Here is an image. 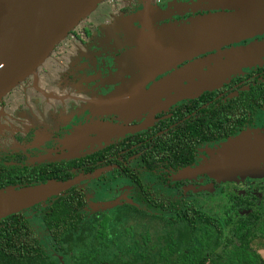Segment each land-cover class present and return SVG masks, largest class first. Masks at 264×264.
I'll return each mask as SVG.
<instances>
[{
	"label": "flooded vegetation",
	"instance_id": "obj_1",
	"mask_svg": "<svg viewBox=\"0 0 264 264\" xmlns=\"http://www.w3.org/2000/svg\"><path fill=\"white\" fill-rule=\"evenodd\" d=\"M197 2L198 0H124L125 5L119 9L120 12L113 23L108 21L105 27H99L93 22L82 21L56 47L51 65H47L41 71V76L48 77L51 70L59 73L63 69L77 68L78 72L89 67L100 69L103 67L100 62L106 52L100 46L103 39H114L118 46L124 43V50L130 52L123 55L122 66H120L119 72L114 75V77L117 74V76L124 77L125 81L120 87L121 90L118 93L114 92L111 100L97 97L85 98L90 100L88 103L99 114L98 120L101 123L95 127H85L86 129L75 131L84 132V135L79 136L80 145L76 147H81L89 142L106 140L119 134L124 136L122 140L119 139L87 153L86 151L72 152L69 150L72 148L69 143L71 134L64 141L67 148L58 151L52 149V151L55 150L52 160L40 159L41 156L34 153L36 148L31 146L32 139L37 137L39 142L44 141L46 148L52 147L50 142L57 131L54 129L51 131V139L47 142L42 132L38 133L33 130L25 132L23 122H17L18 120L13 118L14 115H17L24 120L25 96L27 97L28 90L32 94L33 86H35L29 81L28 85H25V89L24 87L14 89L0 103V115L2 113L6 115L4 123L0 126V162L14 156H18L17 158L22 156L26 159L10 163L34 167L39 164L49 165L58 161L66 162L79 157L83 158L96 152L104 153L107 148L127 140L130 144H127L120 154H114L112 158L108 157L109 159L105 157L103 161L101 159L94 163V167L97 169L95 168L96 171L90 175L93 178L81 180L79 184L75 185L77 189L81 188L86 195L87 191L82 184L91 180L86 187L89 190L95 188L94 192H97L96 199L92 198V195L89 197L86 195L87 207L85 211L91 215H99L102 212L117 214L126 211L125 207L128 204L136 205L150 213L159 214L158 210L170 213L175 212L173 209L178 203H181L178 208L184 210L188 204H193L194 208L215 214L221 221H225L231 216L232 218L238 217V214L240 216L250 215L257 208L264 207V179H254L237 174L230 181L219 182L206 172H192L193 169L204 165L207 159L210 160L212 151L222 147L229 140L245 133L264 130V57L206 79L230 57L235 56V53L240 51L239 49L263 43L264 35L198 55L165 70L154 78H149V73L147 76L146 73H143L150 62L147 65L143 61L130 63V65L124 63V58H128L129 54L135 50L132 44L137 45L142 38L140 40L139 36L133 40L125 36L122 27L123 20L128 16L143 13V16L140 14L133 20L132 28L141 29L142 34L147 35L153 30V27L160 28L171 22L186 21L197 15L205 14L201 10L193 11L191 9V6ZM131 6L134 8H130ZM97 40L98 44L94 46ZM129 42L132 44L130 45ZM82 45L93 46L91 48L95 52L89 56L82 55ZM118 51L115 58L111 60H115V62L119 60L120 63L122 48L118 47ZM86 56L91 60L96 58L97 62L87 61ZM119 63L116 62V67L120 65ZM117 97L122 98L119 100L118 110L112 107V101ZM68 98L71 97L63 99ZM79 98L83 99L81 96ZM79 98L78 100H80ZM253 104H257L255 109H252ZM204 115L213 123L212 126L202 127V123L206 119ZM120 116L121 119L123 118L122 120L119 118ZM9 119L10 122L15 123L14 128L12 126L10 129L14 131L13 133L21 144L16 143L13 146H8L7 141H1L3 136L9 132L5 125L6 120ZM103 122L106 123L105 126ZM186 123H190L193 127L181 128ZM194 123L200 127L196 128ZM109 125L110 128H122L123 132L114 133L102 139L105 136L103 132L100 135L102 137L99 138L98 133L100 131L102 133ZM229 127H235V133L230 136L227 135ZM196 130L198 132L206 130L207 133L204 135L207 137L211 134L213 138L200 139L191 135V131L195 132ZM94 138L95 140H93ZM160 138L163 140L155 145L154 143ZM138 139L140 142L137 141ZM180 141L182 144L176 146L174 142ZM150 143L152 144L150 145ZM52 148L57 149L54 145ZM173 148L177 152L180 148L193 150V155L190 153L186 157L188 159L192 155L189 158L191 163L176 170L173 164L174 159L170 157L175 152ZM149 156L150 160L154 161V165L158 163L162 165L149 171L145 164V161L149 160ZM114 158H117L118 164H109ZM164 166H168V168H164ZM126 168L139 176L142 186L133 182L127 175V172L130 171H125ZM96 173L97 175L94 176ZM88 175L80 171L76 178ZM4 189L6 188H0V190ZM236 197H241V200H236ZM216 200L219 203L215 202ZM204 201L210 202L209 208H205ZM105 203H111L112 206L102 209L101 205ZM173 205L176 206L173 207ZM221 208H223L221 213H216V210ZM222 213L223 217H220Z\"/></svg>",
	"mask_w": 264,
	"mask_h": 264
},
{
	"label": "trees",
	"instance_id": "obj_2",
	"mask_svg": "<svg viewBox=\"0 0 264 264\" xmlns=\"http://www.w3.org/2000/svg\"><path fill=\"white\" fill-rule=\"evenodd\" d=\"M256 105L253 104L252 109H255ZM194 125L196 128L200 127L195 123ZM212 125L208 117L202 123L204 128ZM191 127L193 126L190 123L181 126ZM202 130L191 131V135L200 139L213 138L211 134L206 137L204 134L207 131ZM233 133L235 127H231L227 135ZM161 140L163 139L160 138L154 144L158 145L156 143ZM137 141L140 142V139ZM174 143L176 146L182 144L181 141ZM127 144L130 142L123 140L118 145L107 148L104 153L96 152L83 158L58 161L49 165L39 164L35 167L10 163L26 159L22 156L7 158L0 162V188L10 186L24 188L49 181L64 183L76 178L80 171L85 175H92L97 169L94 167L97 160L103 161L105 157L109 159L108 157L112 158L114 154H120ZM171 144L175 147L173 143ZM178 150L179 152L175 150L170 156L174 159L176 170L189 165L191 163L189 158L193 155V150L181 148ZM190 153L192 155L186 159ZM148 159L145 164L149 171L162 165L160 163L154 165L150 156ZM6 162L8 164H4ZM109 164H118L117 158L112 159ZM102 165L105 166L104 163ZM126 170L130 171L127 175L133 182L142 186L139 176L133 174L129 168ZM235 199L240 201L241 197ZM179 206L181 203L173 209L175 212L158 210L159 214H156L128 204L125 207L126 211L117 214L102 212L99 215H91L85 211L86 195L81 188L77 189L74 186L50 198L45 204H37L0 220V264H264L262 257L251 249L254 240H264L263 206L250 215L238 214V217L231 216L225 221H221L215 214L194 208L193 204H188L184 210L178 208ZM34 217L37 221L41 218L43 222L48 233L47 244L41 241L42 238L32 225ZM138 218L140 221L134 227L132 223ZM122 221H126L122 233L126 231L128 234L127 237L119 239L117 229L111 228H117V224ZM152 222L165 225L163 230H156L163 234L160 237L162 239L157 238L163 241V244L155 253V259L151 258L155 249L150 244L149 236L155 233V227H148ZM166 226L182 229L172 236L170 233L172 230L166 231ZM112 231L113 236L110 239ZM109 241H113L112 245L108 244ZM141 247H144V251L140 253L141 257L138 259ZM110 249H114V259H102V253Z\"/></svg>",
	"mask_w": 264,
	"mask_h": 264
},
{
	"label": "water",
	"instance_id": "obj_3",
	"mask_svg": "<svg viewBox=\"0 0 264 264\" xmlns=\"http://www.w3.org/2000/svg\"><path fill=\"white\" fill-rule=\"evenodd\" d=\"M105 1L0 0V103L20 84L31 80L30 77H34L36 86L38 69L51 59L56 47L69 33ZM191 9L205 14L171 22L157 28L159 30L153 28L147 35L142 34L141 29L132 28L133 20L143 13L123 20L122 27L136 33L128 38H142L137 45L129 42L135 50L124 58V63L130 65L143 61L147 65L150 62L143 73L154 78L198 55L264 35V0H198ZM239 50L206 79L263 58L264 42ZM110 127L103 128L98 137L101 138L103 132L105 136L102 139L123 132L122 128ZM81 135L84 132L71 135V147L80 145ZM214 158L212 164L206 165L208 169L197 172H206L219 182L230 181L237 174L264 179V130L229 140ZM88 178L93 176L64 183L49 181L31 187L0 190V220L37 204H45L50 198ZM110 204L105 203L101 208H109Z\"/></svg>",
	"mask_w": 264,
	"mask_h": 264
},
{
	"label": "rangeland",
	"instance_id": "obj_4",
	"mask_svg": "<svg viewBox=\"0 0 264 264\" xmlns=\"http://www.w3.org/2000/svg\"><path fill=\"white\" fill-rule=\"evenodd\" d=\"M177 1H182V0H177ZM184 1V0H183ZM124 0H106L105 2L101 3L90 15L88 18L85 19V21L88 22H93L97 26H102L105 27L107 22H114L119 14V9H121L124 6ZM130 8H134L131 6ZM125 36H135L136 33L135 31H130V30H125L123 31ZM98 44V40L95 41L94 46ZM100 46L103 48L104 51V56L103 60L100 62L101 65L103 66L102 68L98 69L96 68H87L86 70L82 72H78L77 68H74L73 70L71 69H63L59 73H55L54 71L51 70V73L48 75V77H43L41 76V68L45 69V66L51 65V61L53 59L54 54H52L51 59L46 61V65L44 64L42 67L38 69V80L36 82V86H33L34 91L33 93L30 94V90L27 91L28 95L27 97L25 96V107L23 108L24 110V120L21 119L22 117L20 116L17 117V115H14V119L18 120L17 122H23L24 124V130L25 132L29 131H36L38 133H43L46 141L48 142L49 139H51V131L54 129L57 131L55 134L54 138L51 140L50 145L56 148L52 147H47L43 142H39L37 137H34L31 142V146L35 147L36 151L34 150V153H37V156L40 159L44 160H52L54 158V151L55 150H62L64 148H67V145L64 143V141L67 140V136L70 137L71 134H73L76 130H81V129H86L85 127H95L101 121L98 120L99 114L94 111L93 107L88 103L90 102L89 99L85 98H92V97H97V98H102L106 100H111L113 97L114 92L118 93L121 89L120 87L124 84V77L122 78L121 76H115L116 73L119 72L120 66H122V61L121 59L123 58V55L127 52L129 53L130 51H125L124 47L125 44L122 43V45L118 46L115 44L114 39L106 40L103 39V41L100 43ZM91 45H82V55H90L95 52ZM118 47L122 48V56L120 58V63L119 60H116L118 67H116V62L115 60H111L115 58V54L118 51ZM86 56L87 61L93 63L96 61V58L91 60ZM97 62V61H96ZM99 63V61H98ZM42 69V71H43ZM59 70V69H56ZM34 77H30L31 82L34 83L33 81ZM30 81V80H29ZM27 81V82H29ZM27 82L24 84H20L16 89L24 87L25 85H28ZM15 89V90H16ZM79 96L83 97V99L79 98ZM29 97V98H28ZM64 97H71L66 100H64ZM78 98L80 100H78ZM122 98L117 97L116 99H113L112 101V107H114L116 110L119 109V100ZM6 117L4 113L0 115V124H3V120ZM19 118V119H18ZM121 119V116L119 117ZM123 119V118H122ZM121 119V120H122ZM6 126L8 127V131L2 140H5L8 142V146H13L14 144H21L18 137L15 136L10 128H14L15 123L10 122L9 120H6ZM104 126L106 125L105 122ZM108 124V123H107ZM102 125V124H101ZM38 136V135H37ZM124 136L121 134L119 135H114L109 137L106 140H98L94 142H89L86 143L85 145H82L81 147H72L69 149L70 151H86L90 152L98 148H102L108 144H111L117 140H122ZM6 142V143H7ZM229 142V141H228ZM226 142V143H228ZM225 143V144H226ZM44 144V145H43ZM224 144V145H225ZM223 145V146H224ZM222 147H219L217 150L212 151L210 154V160L207 159V162H205L204 165L199 166L196 169H193L192 172H196L199 169L201 171H204L208 169L206 165L212 164V161H214V157L217 156L219 151L223 149ZM84 147V148H83ZM83 148V149H79ZM52 149H55L52 151ZM43 155V156H42ZM79 155V154H77ZM209 160V161H208ZM210 173V172H209ZM91 181V180H90ZM90 181L84 182L82 184L83 188L87 191V197L92 195V198H97V192L95 191V188L89 190L87 189L86 185L89 184ZM118 184V183H117ZM120 187V185H119ZM215 202L219 203L218 200ZM205 203V208H209L208 204L210 202L204 201ZM216 204V203H215ZM223 208L217 209L216 213L220 214ZM32 217V216H31ZM220 217H223L220 215ZM134 219L133 225L135 227V224L138 223L140 220ZM32 225L37 231L38 235L40 238H42V242L47 244V239H48V233L43 225V222L40 218V221L35 220V217L32 219ZM126 226V221H122L121 223L119 222L117 224V228L112 227L111 229H117L118 233V238L121 239L123 236L127 237L126 235L128 234L126 231L122 233L125 229ZM155 227V233L150 234L149 236L151 237V246L154 247V251L151 254V258L155 259L157 251H159V248L162 246L163 241H160L159 239H162L160 237L163 236L161 232H158L156 230H163V227L165 226L163 223L159 222H152L151 225H148V227ZM182 229V228H181ZM179 229V230H181ZM172 230L170 233L172 236H175L177 233V228H169L166 226V231ZM139 231H143L142 229H139ZM154 231V230H152ZM113 236V231L111 233V236H109L110 239ZM159 238V239H157ZM157 239V241H156ZM113 242V241H112ZM112 242L109 241L108 244L112 245ZM251 249L258 253L263 261H264V240L262 239H256L251 243ZM144 251V247H141L139 249V253L137 258L140 259V253ZM104 252V251H103ZM102 259L105 260H113L114 259V249H110L107 252L102 253ZM140 262H143L140 260Z\"/></svg>",
	"mask_w": 264,
	"mask_h": 264
},
{
	"label": "crops",
	"instance_id": "obj_5",
	"mask_svg": "<svg viewBox=\"0 0 264 264\" xmlns=\"http://www.w3.org/2000/svg\"><path fill=\"white\" fill-rule=\"evenodd\" d=\"M153 28H154V30H159V29H160V28L157 29L156 27H153ZM45 67H47V66H45ZM43 68H44V67H43ZM43 68H41V71H42ZM41 71H40V72H41ZM30 81H31V80H30ZM0 126H1V124H0Z\"/></svg>",
	"mask_w": 264,
	"mask_h": 264
}]
</instances>
